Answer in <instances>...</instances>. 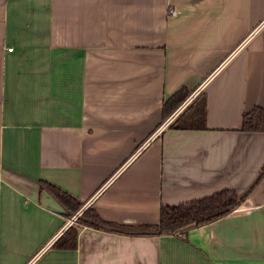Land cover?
I'll list each match as a JSON object with an SVG mask.
<instances>
[{
	"label": "crops",
	"instance_id": "1",
	"mask_svg": "<svg viewBox=\"0 0 264 264\" xmlns=\"http://www.w3.org/2000/svg\"><path fill=\"white\" fill-rule=\"evenodd\" d=\"M183 87L204 92L206 129L164 126L163 102ZM257 106L264 0H0V264H264V176L208 223L81 224L72 247L54 241L77 221L39 184L120 225L245 193L264 166V131L241 128Z\"/></svg>",
	"mask_w": 264,
	"mask_h": 264
},
{
	"label": "trees",
	"instance_id": "2",
	"mask_svg": "<svg viewBox=\"0 0 264 264\" xmlns=\"http://www.w3.org/2000/svg\"><path fill=\"white\" fill-rule=\"evenodd\" d=\"M193 90L186 87L175 92L164 100L162 106L163 121L169 118L175 110L190 96ZM206 96L200 93L192 102L170 123V126L179 129H206ZM242 130L264 131V109L260 106L246 111L242 118ZM264 176L262 167L254 184L245 192L240 194L235 189L223 188L210 195L191 199L178 204H161L159 218L153 224H116L105 220L98 211L87 206L82 209L77 217V223L69 225L61 235L54 241L58 247H72L77 242L79 227L86 224L115 231H130L140 234L176 233L186 230L190 226L202 225L218 219L238 207L251 189ZM41 189H46L64 208L66 216L78 211L85 201L64 190L57 184L40 180Z\"/></svg>",
	"mask_w": 264,
	"mask_h": 264
},
{
	"label": "built area",
	"instance_id": "3",
	"mask_svg": "<svg viewBox=\"0 0 264 264\" xmlns=\"http://www.w3.org/2000/svg\"><path fill=\"white\" fill-rule=\"evenodd\" d=\"M169 13L171 15H175L176 14V10L175 9H170ZM8 50H12V48H9ZM200 93V89L196 90L191 96H190V100L187 101L186 103H184L182 106H180L177 111L171 115V117L164 123V126H168L191 102L196 96H198ZM81 213V211H78L76 213L73 214L72 218L68 220V223L70 222H75L77 221V217L79 216V214ZM67 225V224H66Z\"/></svg>",
	"mask_w": 264,
	"mask_h": 264
},
{
	"label": "rangeland",
	"instance_id": "4",
	"mask_svg": "<svg viewBox=\"0 0 264 264\" xmlns=\"http://www.w3.org/2000/svg\"><path fill=\"white\" fill-rule=\"evenodd\" d=\"M85 207H87V206H85V203L83 204V206L78 210V211H82V209H84ZM78 211H76V212H78ZM75 212V213H76ZM72 216H73V214H71L70 216H68V218H72Z\"/></svg>",
	"mask_w": 264,
	"mask_h": 264
}]
</instances>
